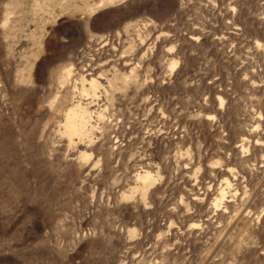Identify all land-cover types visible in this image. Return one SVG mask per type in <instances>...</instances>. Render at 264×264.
Wrapping results in <instances>:
<instances>
[{
    "label": "rangeland",
    "instance_id": "rangeland-1",
    "mask_svg": "<svg viewBox=\"0 0 264 264\" xmlns=\"http://www.w3.org/2000/svg\"><path fill=\"white\" fill-rule=\"evenodd\" d=\"M0 264H264V0H0Z\"/></svg>",
    "mask_w": 264,
    "mask_h": 264
},
{
    "label": "bare ground",
    "instance_id": "bare-ground-1",
    "mask_svg": "<svg viewBox=\"0 0 264 264\" xmlns=\"http://www.w3.org/2000/svg\"><path fill=\"white\" fill-rule=\"evenodd\" d=\"M176 65H177V63H174L172 68H174ZM83 83H85V82H83ZM89 85H90V88L93 92H95L99 86V84L96 80H91ZM84 91L86 92L88 90H85V88H84ZM221 103L224 104L223 100L221 101ZM88 117H89V112H88L87 108H81L80 106H76V107H72V108L68 109L67 113H66V123H65V127H66L65 129H66L67 135L72 137L74 135H80L81 136L84 134V136H85L87 134V133L85 134V131H86L85 127L89 123ZM138 178L147 183L151 180L152 176H151L150 172H146L143 175L139 174ZM226 184H229V183H226ZM220 196L218 198H221V200H223L225 197L224 190L221 192Z\"/></svg>",
    "mask_w": 264,
    "mask_h": 264
}]
</instances>
